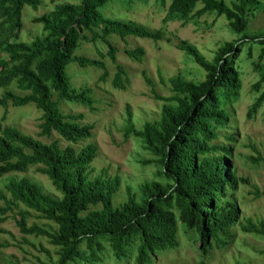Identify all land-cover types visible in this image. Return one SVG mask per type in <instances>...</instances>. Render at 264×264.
I'll return each instance as SVG.
<instances>
[{"label": "trees", "instance_id": "16d2710c", "mask_svg": "<svg viewBox=\"0 0 264 264\" xmlns=\"http://www.w3.org/2000/svg\"><path fill=\"white\" fill-rule=\"evenodd\" d=\"M50 1L56 3L54 8L33 19L42 25L45 35L23 41V9L28 5L37 10L43 0H0V89H4L0 105L34 103L42 112L38 137L5 124L6 115L0 118V231L9 213L17 211V225L24 235L45 237L58 248L54 264H95L103 260L108 249L118 260L132 257L134 264H154L158 253L180 245L179 221L197 232L205 255L214 245H226L228 241L221 235L227 236L240 216L235 192L240 182L248 179L238 175L230 157L235 135L227 136L228 142L220 141L219 128L230 121L228 97L239 93L234 58L247 37L241 36L239 47L237 42L225 43L212 60L195 45L178 42V48L206 74L201 82L182 75L170 78L171 96L159 94L143 71L155 98L163 102L161 114L138 129L127 108L125 136L143 142L154 156L148 161L158 165L157 174L166 181H146L137 189L128 185L127 196L119 201L121 178L110 175L107 168L93 174L92 164L98 156V146L92 139L94 124L86 122L82 112L65 113L61 108L66 100L96 109L92 87H72L67 66L71 62L82 67L98 66L103 70L99 80L106 81L109 72L103 58L76 54L89 33L93 42L102 40L108 45L107 54L117 69L113 85L124 90L129 84L128 73L117 63L118 49L109 38L117 35L127 41L134 35L158 40L163 35L134 22L106 18L102 9L113 0ZM199 3L202 7L196 15L215 11L227 18L234 32L242 34L250 7L260 0H232L230 5L225 0H171L169 10L188 18ZM260 41L264 52V40ZM125 53L143 62L146 50L137 46L125 48ZM161 80L165 82L163 76ZM14 82L26 93L9 89ZM263 101L261 92L251 111ZM54 134L58 137L50 142L41 139ZM250 146L257 155L249 158L254 163L264 162L256 145ZM32 166L46 175L59 193L18 175L26 174ZM34 213L47 223L29 226L28 218ZM243 230L264 235V222L258 225L249 221Z\"/></svg>", "mask_w": 264, "mask_h": 264}, {"label": "rangeland", "instance_id": "374dc122", "mask_svg": "<svg viewBox=\"0 0 264 264\" xmlns=\"http://www.w3.org/2000/svg\"><path fill=\"white\" fill-rule=\"evenodd\" d=\"M225 1L229 5L232 3V0ZM170 3L171 0H113L105 5L102 13L106 18L134 22L143 28L160 31L163 37L153 40L130 35L127 41L117 35L109 38L118 49L117 63L122 64L128 73L129 84L123 90L113 85L112 79L117 69L107 54L108 45L102 40L93 42L91 34L88 33L81 40L76 54L103 58L109 76L106 81L99 80L103 73L100 67H82L77 62H71L66 71L72 87H92V94L97 99L96 109L90 110L81 103L66 100L61 103V108L65 113L82 112L85 114V121L94 124L92 139L98 146V156L92 164V168H95L93 174L107 168L110 175H118L122 180L118 200L122 201L127 196L128 185L137 189L146 181H166L164 177L158 176V165L148 161L154 156L144 148L143 142L135 136H125L127 108L131 109L134 124L138 129H141L146 121L158 119L161 114L163 102L155 98L143 71L153 80L159 94L171 96L173 91L170 78L182 75L188 80L201 82L206 74L190 55L178 48V42L186 41L195 45L206 58L212 60L218 48L225 43L237 42L239 47L242 44L241 36L247 37L234 58V66L240 78L239 93L238 96L228 97L226 105L230 111V121L227 126L219 128L220 141L228 142L227 136L235 135L236 140L232 141L234 148L230 157L238 175L248 179V182H240L235 192L240 210L239 220L230 228L227 236L221 235L228 243L223 246L214 245L206 255L200 248L197 232L186 229L179 221L180 245L158 253L154 256V264H198L201 261L203 264H264V235L243 230V226L249 221L258 225L264 222V162L254 163L249 158L250 155H257L250 143L255 144L264 155V101L256 110L251 111L252 105L261 92H264V52L260 41L264 40V0L250 7L247 26L242 34L234 32L227 18L215 11L196 15L202 7L201 3L197 4L188 18L171 13ZM55 4L50 0H43L37 10L28 5L24 7V26L20 32L23 41H31L37 36L45 35L42 25L34 23L33 19L52 10ZM137 46L146 50L143 62L133 60L125 53V48L132 49ZM161 76L165 82H162ZM257 83H260L259 87ZM9 89L19 94L26 93L16 82L12 83ZM3 93L4 89H0V97ZM3 115H6L5 124L22 132L37 136L40 131L42 112L34 103L8 107L0 105V118ZM57 137L58 135L54 134L50 139H41L50 142ZM18 175L28 176L40 182L48 191L59 193L50 179L38 173L34 166L26 174ZM9 215L0 231V264H54L59 256L58 248L45 237L24 235L17 225L16 220L20 217L17 211L10 212ZM34 223L44 226L47 221L38 218L34 213L28 218V225ZM103 243L107 244L105 241ZM132 253L134 254L135 250ZM95 264H134V261L132 257L128 260H118L108 249L103 260Z\"/></svg>", "mask_w": 264, "mask_h": 264}]
</instances>
